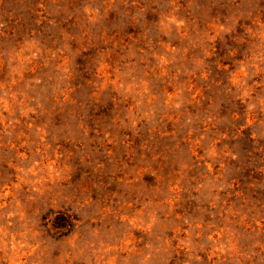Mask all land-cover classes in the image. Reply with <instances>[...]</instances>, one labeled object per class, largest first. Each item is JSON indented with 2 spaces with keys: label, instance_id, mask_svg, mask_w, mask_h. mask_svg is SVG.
<instances>
[{
  "label": "rangeland",
  "instance_id": "374dc122",
  "mask_svg": "<svg viewBox=\"0 0 264 264\" xmlns=\"http://www.w3.org/2000/svg\"><path fill=\"white\" fill-rule=\"evenodd\" d=\"M0 264H264V0H0Z\"/></svg>",
  "mask_w": 264,
  "mask_h": 264
}]
</instances>
